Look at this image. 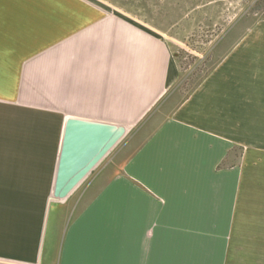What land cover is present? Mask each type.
<instances>
[{"label": "crops", "instance_id": "crops-1", "mask_svg": "<svg viewBox=\"0 0 264 264\" xmlns=\"http://www.w3.org/2000/svg\"><path fill=\"white\" fill-rule=\"evenodd\" d=\"M171 40L90 0H0V264H264V19L187 95ZM70 118L126 133L55 199Z\"/></svg>", "mask_w": 264, "mask_h": 264}, {"label": "rangeland", "instance_id": "rangeland-1", "mask_svg": "<svg viewBox=\"0 0 264 264\" xmlns=\"http://www.w3.org/2000/svg\"><path fill=\"white\" fill-rule=\"evenodd\" d=\"M132 15L171 37L187 95L215 66L227 41L264 19V0H90ZM230 39H226V38ZM226 42V43H224Z\"/></svg>", "mask_w": 264, "mask_h": 264}, {"label": "water", "instance_id": "water-1", "mask_svg": "<svg viewBox=\"0 0 264 264\" xmlns=\"http://www.w3.org/2000/svg\"><path fill=\"white\" fill-rule=\"evenodd\" d=\"M126 133L121 125L70 118L66 124L55 182V199L66 198L119 144Z\"/></svg>", "mask_w": 264, "mask_h": 264}]
</instances>
